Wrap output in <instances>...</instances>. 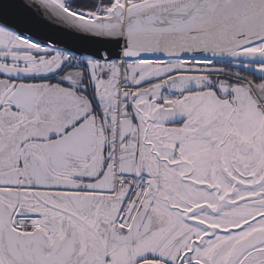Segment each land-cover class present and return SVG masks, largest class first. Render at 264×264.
Returning <instances> with one entry per match:
<instances>
[{"label":"snow or ice","instance_id":"snow-or-ice-1","mask_svg":"<svg viewBox=\"0 0 264 264\" xmlns=\"http://www.w3.org/2000/svg\"><path fill=\"white\" fill-rule=\"evenodd\" d=\"M0 264H264V0H0Z\"/></svg>","mask_w":264,"mask_h":264}]
</instances>
